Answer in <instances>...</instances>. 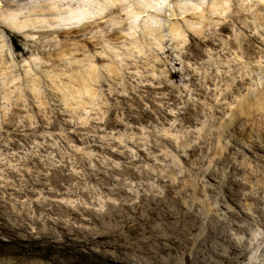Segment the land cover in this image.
<instances>
[{
  "label": "bare ground",
  "instance_id": "1",
  "mask_svg": "<svg viewBox=\"0 0 264 264\" xmlns=\"http://www.w3.org/2000/svg\"><path fill=\"white\" fill-rule=\"evenodd\" d=\"M178 2L165 7L152 0H37L29 5L28 20L65 52L71 37L82 50L121 41L136 46L142 34L130 33L138 25L127 19L131 12L150 34L163 25L152 24L156 15L201 16L205 10L191 0ZM38 14L46 24L35 25L41 23ZM262 32L249 40L236 35L231 44L246 52L253 42L264 45ZM199 34V45L220 36ZM16 44L11 40L12 50L22 51ZM117 56L109 59L110 73L123 71ZM200 98L198 153L181 166V158L162 156L146 169L61 164L46 175L36 168L22 171L16 187L0 180V234L7 237H0L7 242H0V264L264 263V87L243 91L236 79L232 88L204 91ZM118 175L134 180L120 183Z\"/></svg>",
  "mask_w": 264,
  "mask_h": 264
},
{
  "label": "rangeland",
  "instance_id": "2",
  "mask_svg": "<svg viewBox=\"0 0 264 264\" xmlns=\"http://www.w3.org/2000/svg\"><path fill=\"white\" fill-rule=\"evenodd\" d=\"M10 1L0 0V138L1 131L5 136L4 144L0 141V180L14 187L29 168L45 175L50 166L61 164H105L117 170L136 164L146 169L162 156L181 158V166L198 153L202 92L228 90L236 79L243 91L264 87V45L253 42L243 52L231 44L236 35L246 40L253 33L263 35L264 0H191L205 9L201 16L156 15L152 24L163 25L150 34L131 12L127 19L138 25L130 33L142 34L136 46L121 41L82 50L71 37L67 52L55 49L54 38L29 24L33 13L28 8L37 0L24 6ZM152 1L165 7L181 3ZM34 16L41 19L35 25L46 24L43 15ZM173 22L177 30L169 28ZM219 24L227 29L218 31ZM201 30L220 36L199 45ZM11 40L23 50L13 51ZM113 55H118L120 74L108 72ZM165 161L158 163L172 164ZM116 178L120 183L134 180Z\"/></svg>",
  "mask_w": 264,
  "mask_h": 264
}]
</instances>
